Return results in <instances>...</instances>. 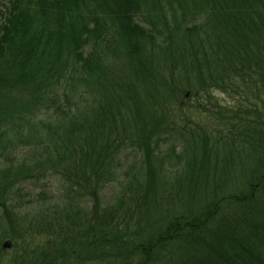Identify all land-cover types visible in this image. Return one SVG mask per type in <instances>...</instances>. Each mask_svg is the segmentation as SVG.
Here are the masks:
<instances>
[{
  "label": "trees",
  "instance_id": "obj_1",
  "mask_svg": "<svg viewBox=\"0 0 264 264\" xmlns=\"http://www.w3.org/2000/svg\"><path fill=\"white\" fill-rule=\"evenodd\" d=\"M0 264H264V0H0Z\"/></svg>",
  "mask_w": 264,
  "mask_h": 264
},
{
  "label": "rangeland",
  "instance_id": "obj_2",
  "mask_svg": "<svg viewBox=\"0 0 264 264\" xmlns=\"http://www.w3.org/2000/svg\"><path fill=\"white\" fill-rule=\"evenodd\" d=\"M216 97L218 99V101L223 104L225 101H229V99L227 98L226 95H223L219 92H216ZM134 159L132 156H128L126 157L123 161H122V166H123V169L125 170L127 166H129L130 164H132ZM23 188L25 191H30V192H33V193H38L40 191H46L47 192V195H57L55 192H56V181L53 180V179H48L47 181L45 182H40L38 184H33V183H30V184H25L23 185ZM115 191V187H109V188H106L103 193H102V196H104L105 198H108L112 195V192ZM26 211L27 208H26ZM4 244H9V241L8 240H4L2 241L1 243V246H4ZM5 247V246H4ZM8 247V246H7ZM2 249H4L2 247ZM9 252V251H8Z\"/></svg>",
  "mask_w": 264,
  "mask_h": 264
},
{
  "label": "water",
  "instance_id": "obj_3",
  "mask_svg": "<svg viewBox=\"0 0 264 264\" xmlns=\"http://www.w3.org/2000/svg\"><path fill=\"white\" fill-rule=\"evenodd\" d=\"M4 246L6 247V246H8V244H4Z\"/></svg>",
  "mask_w": 264,
  "mask_h": 264
}]
</instances>
